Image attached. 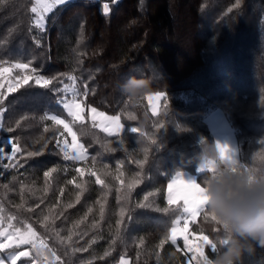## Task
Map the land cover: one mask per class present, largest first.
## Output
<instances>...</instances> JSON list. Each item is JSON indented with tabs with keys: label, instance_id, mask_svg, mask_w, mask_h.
Returning <instances> with one entry per match:
<instances>
[{
	"label": "trees",
	"instance_id": "obj_1",
	"mask_svg": "<svg viewBox=\"0 0 264 264\" xmlns=\"http://www.w3.org/2000/svg\"><path fill=\"white\" fill-rule=\"evenodd\" d=\"M102 4L58 5L41 31L33 23L35 0H0V60L30 61L37 69L33 75L55 78L48 88L30 82L12 93L7 84L0 89L6 96L0 142L19 138L25 149L0 162V221L21 230L30 224L45 241L36 264H118L122 257L131 264H186L190 255L182 240L180 247L171 241L157 245L179 215L180 204L167 202L171 179L182 170L203 184L212 175L198 171L203 149L216 144L208 113L224 112L238 161L264 174V0H118L108 15ZM68 74L77 78L85 107L119 115L125 125L123 133L109 135L86 118L73 124L89 157L84 161L64 160L54 133L44 131L53 127L46 114L72 119L58 102L63 91H56L72 83ZM129 77L149 82L150 91L135 100L123 96L118 84ZM157 92L164 96L153 113L147 95ZM45 141L41 155L26 156ZM17 161L23 166L13 167ZM53 167L46 179L44 171ZM133 177L139 183L129 191ZM190 232L217 244L224 236L221 226L203 216ZM204 251L215 256L208 245ZM242 264H264V249L245 254Z\"/></svg>",
	"mask_w": 264,
	"mask_h": 264
},
{
	"label": "snow or ice",
	"instance_id": "obj_2",
	"mask_svg": "<svg viewBox=\"0 0 264 264\" xmlns=\"http://www.w3.org/2000/svg\"><path fill=\"white\" fill-rule=\"evenodd\" d=\"M67 2L68 0H36V6L31 8V12L37 14V18L33 21L35 27L43 31L45 29V14L51 12L56 6L63 5ZM92 2L97 3L99 0H92ZM237 3H239V0H237ZM103 13L108 15V3H103ZM133 23H135V21H133ZM14 70H18L15 75H13ZM36 72L37 69L32 67L30 61H17L8 64L6 61L0 60V89H3L5 84H7V92L12 93L25 85H29L30 82H34L36 86L41 88H48L53 84L55 78H46L43 75H33ZM67 79L72 81V85L70 86L69 84H64L62 89H56V91H63L66 94H71L70 98L65 95V97L60 99L58 102L63 105V109L66 110L67 116L72 119L69 122L60 115L46 114L43 119L51 121L53 127H45L44 131H51L54 133L53 138L55 139V146L61 153H63L64 160L84 161L89 157L84 144H82L79 140L77 131H74L73 129V124L85 123V107L83 102L78 99L80 93L75 87L77 78L74 75L68 74ZM84 95H87V93L85 92ZM163 95V93L158 92L155 93L154 97L149 96L148 98L150 100H160L163 98ZM5 98L6 96L0 94V103H2ZM155 110V107H153L154 113ZM3 111L4 109H0V117H2ZM89 111L91 120L93 121V127L98 126L109 135H118L123 131L119 116L106 115L105 112L98 111L96 107H90ZM130 118L134 119L135 117ZM97 121H99V124L96 123ZM17 126H19V121H17ZM2 128L3 123L2 120H0V129ZM60 129H62V131H60ZM7 131L12 132L14 129L8 128ZM130 131L136 133L137 128L132 127ZM65 133L67 134V137H71L70 141L67 137H65ZM18 139L19 138H16L14 140L11 137H7L3 140V142H0V162L5 159L12 160L16 157L17 153L25 151V149H23L16 142ZM41 139H43V137ZM47 148L48 141H45L41 149L26 151V156H39L42 154L43 150ZM215 148L219 152L220 159L226 164L231 165L233 172H237V168L244 169V171L241 172L242 174H249L252 172L250 169L244 168V165L235 158V154L228 146L217 143L215 144ZM0 166H3L2 163H0ZM16 166L22 167L23 165H19V161H17L16 165H13V167ZM75 170L80 173V175L84 174L83 170L79 167ZM55 171L56 168L53 167L49 171H44L43 176L46 179L50 178L52 173ZM198 171L202 173L210 171L212 172L211 177H214L216 174V162L214 160L205 159L199 166ZM89 173L91 175H96V173L92 170H89ZM120 176H123L122 172L120 173ZM117 179H119V177H117ZM69 182L72 183V181ZM207 182L208 178L203 181V184L195 181L188 182L182 178V174L177 173L167 185V202L169 205L180 204V208L177 210L179 215L172 222V226L165 230L168 234L165 235L163 239L159 240L157 247H163L167 241H171L173 245H177L178 238H182L183 248L187 249L188 252L193 253V255L189 258V264H191V261L193 260L197 261V264H209V257L205 255L204 245H208L211 249V253L216 255L218 251L227 244L225 234L223 238L218 239V244L220 246L218 247V244L213 242L208 235L189 233V224L195 223L197 218L200 216H203L205 221L210 218L211 221L218 225L215 221V217L209 216L207 213V196L205 189V184ZM97 183L103 184V181L98 178ZM138 183L139 180L133 177L127 184L128 190L131 191ZM121 184H123V181H121ZM77 186L80 187V185ZM78 199L79 197H77V200ZM144 199L147 200L148 196H145ZM164 211L167 212L168 209L165 208ZM101 214H103V206H101ZM120 215L121 217L124 216L123 209H121ZM10 219H15V217H10ZM44 219L47 220L48 217H45ZM121 222L122 221H118L117 224L119 225ZM8 228L13 230H0V237L3 238L0 240V264H18V262H22L23 264L25 261L27 264H34L35 257L31 255L30 251L24 250L22 246L30 245L32 249L36 250L37 255H42L43 253L41 249L47 248L45 241L39 238L37 232L30 224L26 225L23 230L19 227H14L12 224H9ZM193 237L201 242L199 247H192ZM67 239L71 240V236ZM37 240H39V246H37ZM140 243L143 244V240H141ZM81 250L86 249H76V251ZM177 250L180 251L181 249L178 247ZM49 251H52V249H49ZM105 254L107 255V253ZM53 256H55V252H53ZM45 259H47V257H45ZM56 259L58 260L59 257H56ZM120 264H128V261L122 257Z\"/></svg>",
	"mask_w": 264,
	"mask_h": 264
},
{
	"label": "clouds",
	"instance_id": "obj_3",
	"mask_svg": "<svg viewBox=\"0 0 264 264\" xmlns=\"http://www.w3.org/2000/svg\"><path fill=\"white\" fill-rule=\"evenodd\" d=\"M120 93L137 99L150 91V83L129 77L118 84ZM205 159L216 160L215 148L203 149ZM207 213L221 226L227 244L209 264H242L245 254L264 249V174L233 172L231 165L216 163V174L205 184Z\"/></svg>",
	"mask_w": 264,
	"mask_h": 264
},
{
	"label": "rangeland",
	"instance_id": "obj_4",
	"mask_svg": "<svg viewBox=\"0 0 264 264\" xmlns=\"http://www.w3.org/2000/svg\"><path fill=\"white\" fill-rule=\"evenodd\" d=\"M68 1H73V0H68ZM103 1V3H108L109 4V11H110V9H111V2L113 3H116L118 0H102ZM103 5V4H102ZM34 6H36V0H35V5ZM55 9V8H54ZM53 9V10H54ZM52 10V11H53ZM51 11V12H52ZM51 12H49V13H46L45 14V27H46V17H47V15L48 14H50ZM35 14V13H34ZM37 18V14H35V16H34V20ZM67 84H69L70 86L72 85V83H67ZM77 89V88H76ZM158 93V92H157ZM159 93H161V92H159ZM164 94V93H163ZM65 95H67V96H69V98H70V93H64L63 92V98L65 97ZM149 96H155V93H149L148 95H147V99H148V102H149V105H150V110H151V112H153V107H155V113H157L158 111H159V107H160V103H161V100L162 99H160V100H155V99H153V100H150L148 97ZM164 96V95H163ZM85 107V106H84ZM92 107V106H91ZM89 108L90 107H85V113H84V115H85V118L87 119V120H90V121H92L91 120V117H90V111H89ZM98 111H101V110H99V109H97ZM66 111V110H65ZM104 112V111H103ZM67 113V112H66ZM154 113V112H153ZM105 114L106 115H110L111 116V114H108V113H106L105 112ZM116 116H119V115H116ZM120 117V116H119ZM62 118H64V117H62ZM66 119V118H65ZM67 120V119H66ZM69 121V120H68ZM206 121H207V123H208V125L210 126V129H211V131H212V133L214 134V136H215V140H216V144L217 143H219V144H221V145H226V146H228L229 147V149L235 154V158L238 160L239 159V149H238V144H237V140H236V137H235V134H234V132H233V129L231 128V126H230V124H229V122H228V120H227V118H226V116H225V114H224V112L222 111V110H220V109H216V110H212L210 113H208L207 114V116H206ZM70 122V121H69ZM97 124H99V121H97L96 122ZM120 123H121V125H122V127H123V131L121 132V133H123L124 131H125V125H124V123L122 122V119H121V117H120ZM107 133V132H106ZM121 133H119V134H121ZM69 141L71 140V137H68L67 138ZM87 152V151H86ZM218 156H219V152H218ZM220 158V157H219ZM216 163H217V160H214ZM223 161V160H222ZM204 161H202V163H203ZM224 162V161H223ZM201 163V164H202ZM200 164V165H201ZM178 173H180V174H182V178L185 180V181H188V182H191V181H195V182H197V178H196V175L195 174H193V173H190V172H188V171H179ZM176 176V175H175ZM174 176V177H175ZM173 177V178H174ZM172 178V179H173ZM168 195V194H167ZM177 218V217H176ZM190 225H191V223L189 224V233L191 234V232H190ZM181 227H182V224H181ZM3 229H8L6 226H3L2 225V223H1V221H0V230H3ZM8 231H10L9 229H8ZM197 235H199V234H197ZM3 238L2 237H0V240H2ZM180 240H182V238H178V242H177V246H179L180 247ZM183 241V240H182ZM200 244H201V242L199 241V240H197V239H195V237H193V244H192V247H199L200 246ZM37 246H39L38 244H37ZM207 245H204V249H205V247H206ZM24 250H26V251H30L31 252V255H35V262H34V264H36L37 263V260H38V258H40V256L39 255H37L36 254V250L35 249H32L31 248V246H29V247H27V248H25ZM186 251H187V249H186ZM188 252V251H187ZM189 253V255H190V257L193 255V253L192 252H188ZM189 257V258H190ZM124 259H126L127 261H128V264H131V262H130V260H129V258H127V257H123ZM48 260V259H47ZM120 261H121V259H120ZM120 261H119V263L118 264H120ZM197 261H195V260H193V261H191V264H194V263H196ZM18 264H22V262H18ZM23 264H27V262L25 261V262H23ZM186 264H189V260H188V262L186 263Z\"/></svg>",
	"mask_w": 264,
	"mask_h": 264
}]
</instances>
